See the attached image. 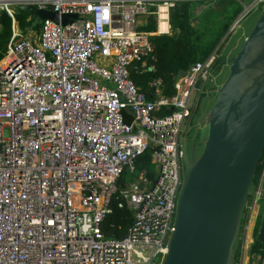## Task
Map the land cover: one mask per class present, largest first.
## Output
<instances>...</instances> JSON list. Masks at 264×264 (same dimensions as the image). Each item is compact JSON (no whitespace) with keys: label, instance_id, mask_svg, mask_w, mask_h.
<instances>
[{"label":"built area","instance_id":"built-area-1","mask_svg":"<svg viewBox=\"0 0 264 264\" xmlns=\"http://www.w3.org/2000/svg\"><path fill=\"white\" fill-rule=\"evenodd\" d=\"M177 1L0 0L12 21L0 60V264H162L184 181L182 131L216 55L178 76L174 95L160 77L143 91L130 69L154 58L151 36L171 34ZM21 5L75 18L25 32ZM143 18L155 31L139 29ZM261 161L232 264H245L264 206ZM115 197L132 212L122 239L101 228Z\"/></svg>","mask_w":264,"mask_h":264},{"label":"water","instance_id":"water-1","mask_svg":"<svg viewBox=\"0 0 264 264\" xmlns=\"http://www.w3.org/2000/svg\"><path fill=\"white\" fill-rule=\"evenodd\" d=\"M19 10L34 15V26L43 19L66 24L75 18L34 5ZM2 15L0 11V21ZM227 62L229 73L202 122L208 126L203 150L197 158L193 153L183 160L175 229L162 264L233 262L243 208L264 154V10L238 54ZM186 73L182 70L179 76ZM207 94L205 86L197 106ZM258 239L264 242V215Z\"/></svg>","mask_w":264,"mask_h":264},{"label":"trees","instance_id":"trees-1","mask_svg":"<svg viewBox=\"0 0 264 264\" xmlns=\"http://www.w3.org/2000/svg\"><path fill=\"white\" fill-rule=\"evenodd\" d=\"M192 1L194 0H179L176 2L175 7L171 11V25L174 28V35L151 36L154 45V58L149 59L145 66L138 62L135 67H131V77L143 91L149 92V82L154 77H160L163 80L164 93L174 95L176 93L174 83L179 76V72L189 69L192 64L198 61L206 60L217 48L220 40L229 29L230 21L220 27L218 34L207 42H203L198 35L196 38L199 39L195 41L193 39L195 29L190 25L189 21L192 15ZM239 12L240 8L235 11L234 15H238ZM28 15L31 14L26 11L18 13L17 17L22 25ZM33 19V17L29 19L30 26L33 25ZM11 23V18L6 13H3L0 21V60L10 40ZM148 26L156 29L155 20L151 18ZM155 29H150V31H155ZM179 29L181 32L179 37H177ZM219 50H221V47L218 48ZM217 53L219 54V52ZM223 56L217 60L216 64L224 59L225 56ZM151 65L155 66V70L150 69ZM144 68L147 69L143 70ZM207 84L203 85L206 86ZM261 165L262 161L259 163L256 178L261 170ZM111 207L110 214L101 224L102 231L107 238L122 239L127 234L132 223V212L127 207L121 206L117 197L113 199ZM242 222L243 216H241L240 227ZM238 242L236 239L233 259L240 254ZM252 253L259 255V257L264 256V242L256 239L252 247Z\"/></svg>","mask_w":264,"mask_h":264},{"label":"rangeland","instance_id":"rangeland-1","mask_svg":"<svg viewBox=\"0 0 264 264\" xmlns=\"http://www.w3.org/2000/svg\"><path fill=\"white\" fill-rule=\"evenodd\" d=\"M248 3H249V1L245 0L246 5L243 6L242 12H240L234 19H232V22H231L232 24L229 26V29L226 31L224 37H222V39L220 40V43L217 46V48L211 54V55H213V54L216 55L214 64L212 66V70L215 67H217L220 63H222L223 61H225V62H223L222 64H220L218 66V68L215 71V73L213 74L211 80L206 85V90H208V94H207V96H204V99L201 102V109H200V117L199 118L201 120L200 124L203 125V128L200 130L201 135H200L199 140H201L202 143L207 139V135H208V126H206L202 122H203L204 118L207 116V114L209 113V111L211 110V108H212V106H213V104L217 98L216 89H218L223 84V82L225 81V79L229 73L230 63L227 61L233 59L238 54L239 50L241 49V47L243 45L245 38L249 35V33L251 32L256 21L258 20V18L260 17V15L263 12L262 10L258 12L257 11L258 9L252 11L251 13L246 12V9L248 8ZM175 5H176V3H175ZM262 6L264 7V5H261L260 7H262ZM235 8H236V6H229L228 17L234 15ZM244 12H246V13L242 16V14ZM30 14L31 15H28V17L25 18L24 24L23 25L21 24L22 30L25 32H27V31L39 32L41 29L40 24L37 26H34V27L30 26L29 19L32 17L34 18V15L32 13H30ZM193 17L194 16L191 15L190 20H189L190 25L195 29L193 39L195 41H198V39L201 37L203 42H207L208 40L212 39V37L216 36L218 34V32L220 31V27H222L224 24H226V23H228V21H230L226 14L220 16V15H215L213 12L212 13L207 12L206 15L205 14L204 15L203 14L197 15V17H199V19L196 21L197 23L192 25ZM139 29L142 31H150V29H155V28L141 25V26H139ZM153 31H151V32H153ZM241 34H245L246 37L241 38L235 47L234 43L237 41V39L240 36L242 37ZM171 35H174L173 26H172ZM197 35L199 36V38H196ZM199 42H201V41H199ZM220 47H221V50L218 51V48H220ZM217 52H219V54ZM221 56H223L224 59L221 62H219L218 64H216L217 60L219 58H221ZM197 97H198V95L195 96V99ZM202 150H203V144L200 147L199 155L201 154ZM154 171L156 173H158V168L156 166H154ZM263 213H264V206L262 207L261 212H260L261 216H263Z\"/></svg>","mask_w":264,"mask_h":264},{"label":"crops","instance_id":"crops-1","mask_svg":"<svg viewBox=\"0 0 264 264\" xmlns=\"http://www.w3.org/2000/svg\"><path fill=\"white\" fill-rule=\"evenodd\" d=\"M248 7L251 6L252 4V0H248ZM192 15L193 17V21H192V25H194L195 23H197L196 21L199 19V17H197V15H206L207 12H213L215 15H227L228 17V11H229V6H236L235 11L240 8V12H242L243 10V6H245V0H194L192 1ZM262 4L256 6L254 9H252L250 11V13L254 10L259 11H263L264 7H260ZM239 12V13H240ZM238 13V14H239ZM235 14V12H234ZM237 15H233L228 17L230 20V25L232 24V19H234ZM151 18H143L142 21V25L143 26H148V23L150 22ZM153 20H155L154 18H152ZM227 22V21H226ZM233 26V25H232ZM163 28L165 27V25L162 26ZM242 37L240 36L237 41L234 43V46L236 47V45L238 44V42L240 41L241 38L246 37L245 34H241ZM222 43V42H221ZM224 43V42H223ZM200 86V89L198 91H196L195 96L200 95L202 88L204 87ZM264 215V213H263ZM262 221H263V216L258 217L256 223L253 225L252 229L250 230L249 236H248V242L246 244L245 249L243 250V254H244V259H245V264H256L259 260V255H256L254 253H252V247L256 241V239L259 238V234H260V230H261V226H262ZM238 245H239V252H241V248H240V240L237 238ZM239 256V255H238Z\"/></svg>","mask_w":264,"mask_h":264},{"label":"flooded vegetation","instance_id":"flooded-vegetation-1","mask_svg":"<svg viewBox=\"0 0 264 264\" xmlns=\"http://www.w3.org/2000/svg\"><path fill=\"white\" fill-rule=\"evenodd\" d=\"M198 98L199 97L195 99L194 106L184 124V128L182 131L181 149L183 152V160L186 157L191 158L193 153L195 158H197L199 156L200 147L202 145V141L199 139L201 135L200 130L203 128V125L200 124L201 120L199 117L201 104L197 106Z\"/></svg>","mask_w":264,"mask_h":264},{"label":"bare ground","instance_id":"bare-ground-1","mask_svg":"<svg viewBox=\"0 0 264 264\" xmlns=\"http://www.w3.org/2000/svg\"><path fill=\"white\" fill-rule=\"evenodd\" d=\"M163 25H165L164 28L162 27ZM161 29H166V24L165 23H161Z\"/></svg>","mask_w":264,"mask_h":264}]
</instances>
